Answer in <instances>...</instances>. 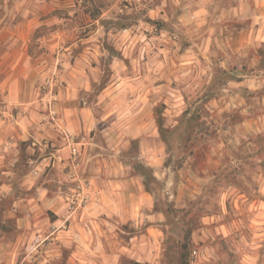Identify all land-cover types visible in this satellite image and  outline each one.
Segmentation results:
<instances>
[{
	"label": "rangeland",
	"instance_id": "374dc122",
	"mask_svg": "<svg viewBox=\"0 0 264 264\" xmlns=\"http://www.w3.org/2000/svg\"><path fill=\"white\" fill-rule=\"evenodd\" d=\"M0 162V264H264V0H0Z\"/></svg>",
	"mask_w": 264,
	"mask_h": 264
},
{
	"label": "crops",
	"instance_id": "0c3cea01",
	"mask_svg": "<svg viewBox=\"0 0 264 264\" xmlns=\"http://www.w3.org/2000/svg\"><path fill=\"white\" fill-rule=\"evenodd\" d=\"M60 154L57 155L56 157L60 158L61 156H66L67 153H68V150L67 148H63L62 150L59 151ZM56 161V160H55ZM2 165V163L0 162V166ZM38 167H35L34 171L31 170L28 178H27V182L29 184V186H34L37 184V169ZM111 175L113 176L112 178V182H111V186H112V193L113 195L115 194V199L118 198V195L117 194H123V195H130L131 196V200H136V192H134L133 190V186L136 185V182L138 184V179L133 175L131 174L129 171H113V173H111ZM99 192H101V189H99ZM139 195L142 196V194L140 193ZM51 203L50 204H53L55 203L54 200H49ZM116 201V200H115ZM120 207V206H119ZM51 208V207H49ZM81 214V213H80ZM78 213L77 214H72L70 215L73 219H76L79 215ZM67 216H69L68 214H66ZM121 215H124V214H121ZM66 216V217H67ZM82 217V215H81ZM69 232V230H67ZM70 233V232H69ZM68 233V234H69ZM78 238H81V234L78 233L77 234Z\"/></svg>",
	"mask_w": 264,
	"mask_h": 264
},
{
	"label": "trees",
	"instance_id": "16d2710c",
	"mask_svg": "<svg viewBox=\"0 0 264 264\" xmlns=\"http://www.w3.org/2000/svg\"><path fill=\"white\" fill-rule=\"evenodd\" d=\"M197 105L198 104H195V106H193L194 108H193V110L189 107H187L184 111H183V117H182V120H184V121H191V120H193V119H195V117H196V115H195V111H197ZM246 116V115H245ZM245 116H242L241 117V121H242V118L244 119L245 118ZM159 118H160V116L158 115L157 117H156V121H157V127H158V129H159V133L162 135V131H163V127H162V124H161V122H160V120H159Z\"/></svg>",
	"mask_w": 264,
	"mask_h": 264
},
{
	"label": "built area",
	"instance_id": "2783aa9c",
	"mask_svg": "<svg viewBox=\"0 0 264 264\" xmlns=\"http://www.w3.org/2000/svg\"><path fill=\"white\" fill-rule=\"evenodd\" d=\"M72 152L75 154L76 152V148L72 147ZM87 198V195H82V193L80 192V190H78L76 192V195L72 196L69 200V207L72 210V212H74L76 210V205L79 206V204L81 203V201L85 200Z\"/></svg>",
	"mask_w": 264,
	"mask_h": 264
}]
</instances>
